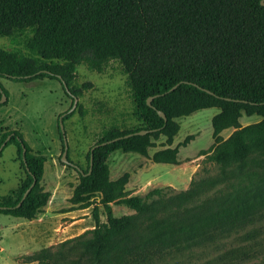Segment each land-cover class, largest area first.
<instances>
[{
	"label": "trees",
	"instance_id": "1",
	"mask_svg": "<svg viewBox=\"0 0 264 264\" xmlns=\"http://www.w3.org/2000/svg\"><path fill=\"white\" fill-rule=\"evenodd\" d=\"M261 1L0 0V37L32 33L27 54L0 47V77L56 80L74 100L91 86L73 84L77 65L101 72L117 60L128 75L140 125L105 130L90 148L85 169L68 164L79 174L72 204L88 208L98 199L94 227L35 251L22 264H151L213 242L264 208ZM2 93L7 94L0 83V98ZM207 108L218 112L211 120L213 143L202 154L210 153L219 168L216 176L192 179L187 190L175 193L155 188L144 197L126 191L128 173L110 178L107 158L118 150L179 164V147L194 135L172 147L179 131L176 119ZM243 115L261 119L241 126ZM67 117L60 115L61 121ZM229 128L234 130L223 138ZM143 129L149 131L136 133ZM161 136L163 147L149 155ZM9 143L16 145L25 178L0 196V213L32 220L50 197L40 184L46 157L33 152L18 131L0 137L1 150ZM98 204L106 210L105 222L99 221ZM111 204H124L134 213L114 216Z\"/></svg>",
	"mask_w": 264,
	"mask_h": 264
},
{
	"label": "rangeland",
	"instance_id": "2",
	"mask_svg": "<svg viewBox=\"0 0 264 264\" xmlns=\"http://www.w3.org/2000/svg\"><path fill=\"white\" fill-rule=\"evenodd\" d=\"M31 35V31L25 30L11 37H0V47L27 54L25 43ZM0 83L7 93L0 106V137L18 131L33 152L46 157L40 184L50 192V197L43 212L32 220L0 213V264H22L35 251L56 246L95 225L92 212L98 199L88 208H80L70 201L79 174L61 160L64 148L59 132L60 115L68 114L67 119L62 120L68 144L66 159L69 164L81 165L83 169L87 167L90 148L105 130L113 126L126 130L140 125L134 116L128 75L117 60L109 61L101 72L85 64L76 66L73 84L90 83L91 86L82 90L74 108L73 100L56 80L16 82L0 77ZM217 112L216 108H207L176 119L179 131L172 147L194 135L187 146L179 147V164L154 163L139 154L118 150L107 158L110 178L128 173L126 191L130 196L144 197L155 188L175 193L187 190L192 179L216 176L219 173L217 164L209 157L210 153L202 154V151L213 143L211 120ZM260 119L257 115H243L239 122L245 126ZM233 130H224L222 137L227 138ZM164 141L165 137L161 136L149 155L162 148ZM24 178L16 145H4L0 154V196L17 189ZM110 206L114 216L134 213L124 204ZM97 208L99 221L105 222L106 210L99 204ZM151 264H264V208L213 242L173 252Z\"/></svg>",
	"mask_w": 264,
	"mask_h": 264
},
{
	"label": "water",
	"instance_id": "3",
	"mask_svg": "<svg viewBox=\"0 0 264 264\" xmlns=\"http://www.w3.org/2000/svg\"><path fill=\"white\" fill-rule=\"evenodd\" d=\"M261 4H264L263 0L261 1ZM153 99L152 96L148 97L147 98V104L150 105L151 104V100ZM5 95L4 93L1 94V98H0V103H3L5 101ZM76 103H77V98L75 97L74 100H73V105H72V108H74L76 106ZM71 108V109H72ZM158 114L164 119V121H166V116L165 114L162 112V111H158ZM59 129H60V132H61V135H62V140H63V148H64V151H63V154H62V157H61V160L62 162L64 163H67L69 164V161L66 159V152H67V147H68V144H67V140H66V134H65V131H64V127H63V123L60 119L59 121ZM149 130H146V129H143V130H140L138 132H136L137 134H145L146 132H148ZM23 154H24V151H23ZM91 162V160H90ZM33 185V184H32ZM31 185V186H32ZM30 186V187H31ZM28 191V190H27ZM26 195V193L24 194V196Z\"/></svg>",
	"mask_w": 264,
	"mask_h": 264
}]
</instances>
